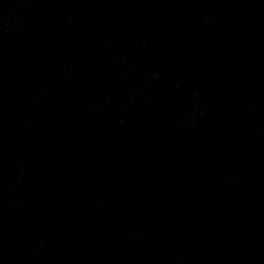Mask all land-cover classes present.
Returning <instances> with one entry per match:
<instances>
[{
  "label": "water",
  "instance_id": "95a60500",
  "mask_svg": "<svg viewBox=\"0 0 264 264\" xmlns=\"http://www.w3.org/2000/svg\"><path fill=\"white\" fill-rule=\"evenodd\" d=\"M79 0H0V31Z\"/></svg>",
  "mask_w": 264,
  "mask_h": 264
}]
</instances>
